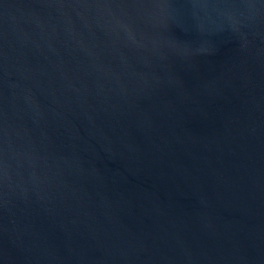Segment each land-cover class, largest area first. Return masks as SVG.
<instances>
[{"label":"water","instance_id":"95a60500","mask_svg":"<svg viewBox=\"0 0 264 264\" xmlns=\"http://www.w3.org/2000/svg\"><path fill=\"white\" fill-rule=\"evenodd\" d=\"M0 264H264V0H0Z\"/></svg>","mask_w":264,"mask_h":264}]
</instances>
